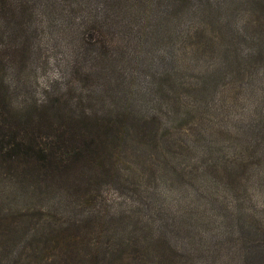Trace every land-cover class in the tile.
<instances>
[{"label": "rangeland", "instance_id": "374dc122", "mask_svg": "<svg viewBox=\"0 0 264 264\" xmlns=\"http://www.w3.org/2000/svg\"><path fill=\"white\" fill-rule=\"evenodd\" d=\"M62 1L59 33L118 14L87 75L25 13L33 59L0 67V264H264V0Z\"/></svg>", "mask_w": 264, "mask_h": 264}, {"label": "trees", "instance_id": "16d2710c", "mask_svg": "<svg viewBox=\"0 0 264 264\" xmlns=\"http://www.w3.org/2000/svg\"><path fill=\"white\" fill-rule=\"evenodd\" d=\"M62 2L65 6L72 2V4L81 7V4L88 5L89 3L94 2V0H63ZM115 2L119 3L120 0H115ZM21 8V0H0V13L3 14V17H0V23H4L6 16L9 20L8 24L10 25V30H5L7 33L3 32V36L6 37V44L0 46V67L10 69L13 74H16L17 72L19 73L18 57L26 56L29 59H33L32 54L35 53L31 50V45H29V41L32 39V37H30V32L25 30L26 28H23V20L25 18V13L28 10L40 11L43 18L47 19L44 23L49 29L51 18L54 14H57V12H63L67 19L69 15L73 17L77 14L76 9L74 8L65 9L63 7V9H61L57 0H27L26 4L23 5L24 10ZM116 8V3L112 4L109 1V3L105 4L97 19L103 26L102 30L96 31L92 35L80 31L75 33L71 32V34H68L67 32L59 33L57 30L54 31L50 29V32L53 33L55 39L59 41L58 44H63L68 47L69 60L73 65V71L75 74L85 71L87 75H92L98 71L95 67V63L97 59L102 56V53L99 50H106L108 48L102 44L100 38L108 35L109 32L111 34L113 33V28L109 26L116 21L113 18V15L118 14L115 11ZM49 13L51 14L49 15ZM32 21L33 20H31V22ZM63 21H65V18H63ZM62 25H64V22ZM91 61L93 62L91 63ZM72 72L70 74H73ZM57 105L60 106L61 104L58 103ZM57 112L60 111L57 110ZM29 140V138L23 136V138L18 140L19 143L17 142V146H20V143H27ZM45 154L46 147H39L37 149L34 147V150L30 153L32 159L37 155H42L44 157Z\"/></svg>", "mask_w": 264, "mask_h": 264}]
</instances>
